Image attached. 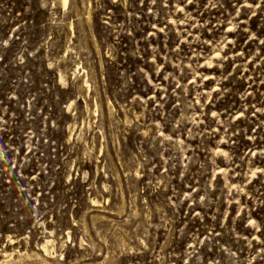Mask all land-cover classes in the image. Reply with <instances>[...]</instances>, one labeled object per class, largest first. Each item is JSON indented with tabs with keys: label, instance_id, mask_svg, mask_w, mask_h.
<instances>
[{
	"label": "rangeland",
	"instance_id": "rangeland-1",
	"mask_svg": "<svg viewBox=\"0 0 264 264\" xmlns=\"http://www.w3.org/2000/svg\"><path fill=\"white\" fill-rule=\"evenodd\" d=\"M0 264H264V0H0Z\"/></svg>",
	"mask_w": 264,
	"mask_h": 264
},
{
	"label": "bare ground",
	"instance_id": "bare-ground-1",
	"mask_svg": "<svg viewBox=\"0 0 264 264\" xmlns=\"http://www.w3.org/2000/svg\"><path fill=\"white\" fill-rule=\"evenodd\" d=\"M58 1H61V3L66 6L68 0H58ZM89 16H90V12H89ZM61 80L62 82H65L67 80L66 76H64L63 74H61ZM98 201V200H97ZM95 202V201H94ZM49 241H46L45 243L42 244V248L45 250V251H48V245H49Z\"/></svg>",
	"mask_w": 264,
	"mask_h": 264
}]
</instances>
